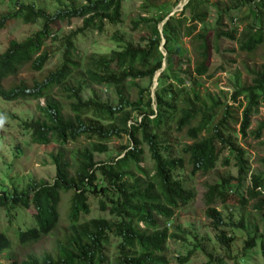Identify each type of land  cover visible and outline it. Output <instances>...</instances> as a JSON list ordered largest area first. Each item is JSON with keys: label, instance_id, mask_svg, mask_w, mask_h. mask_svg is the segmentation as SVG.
Instances as JSON below:
<instances>
[{"label": "trees", "instance_id": "1", "mask_svg": "<svg viewBox=\"0 0 264 264\" xmlns=\"http://www.w3.org/2000/svg\"><path fill=\"white\" fill-rule=\"evenodd\" d=\"M242 1L225 5L222 0H187L161 31L163 16L139 17L132 21V30L146 33L141 36L143 43L114 34L118 48L88 56L79 53L77 36L88 30L103 32L107 25L121 22L124 0H84L76 9L53 13L42 5L16 1L12 17L25 23L40 20L42 26L23 41L10 39L0 52V99L44 98L45 104L37 105V117L23 122L31 142L61 148L73 142L76 146L52 154L53 182L31 178L24 190L0 194V209L6 211L8 229L15 235L11 239L0 231V256L7 255L4 264H169L167 243L178 235L167 226L176 211L194 199L176 176L187 168L193 176L208 175L219 163H234L237 174L219 175L204 194L205 215L219 231L216 241L225 256L207 253L209 263L227 264L230 259L232 264H264V232L250 233L234 253L233 238L223 229L227 224L218 209L220 205L251 206L264 216V172L250 171L246 150L235 137L238 125L242 142L251 135L261 139L264 132V122L250 131L252 116L264 105V63L247 62L264 50V0ZM241 5L250 6L248 17L253 19L241 31L237 26L227 30L226 18L233 21L231 13ZM211 6L217 8L213 28L206 26ZM9 19H0V29ZM72 19H81L83 25L63 35L56 49L46 46L47 41H56L59 24ZM184 37L195 56L193 65L185 68L180 45ZM224 38L236 42L239 54L247 58L240 62L245 77L234 85L231 104L225 99L226 92L222 91L225 98H205L196 90L203 79L213 77L212 56L221 52ZM60 50V66L55 70L34 79L33 84L15 82L25 70L43 71ZM163 63L166 66L161 71ZM219 69L227 71L224 66ZM159 71L152 95L151 87L144 88L139 82H151ZM92 86L112 88L116 103L102 101L96 92L84 98V91ZM55 89L60 98L53 93ZM136 112L140 118L133 116ZM124 136L128 143L115 158L96 160L97 154L108 153L109 142ZM147 157L151 165H142ZM261 162L264 165V159ZM248 177L249 185L242 193L243 180ZM89 198H100L99 209L107 214L89 218ZM25 209H30L27 217L22 215ZM62 214L67 222L64 227L60 226ZM29 224L26 229L22 226ZM236 227L242 229L243 221ZM50 236L53 244L48 252L41 256L28 253L18 262L14 245L28 250ZM112 237L117 239V253L110 263L106 250ZM198 242L186 257H178L181 263L198 249L205 251ZM250 252L260 262L249 260Z\"/></svg>", "mask_w": 264, "mask_h": 264}, {"label": "rangeland", "instance_id": "2", "mask_svg": "<svg viewBox=\"0 0 264 264\" xmlns=\"http://www.w3.org/2000/svg\"><path fill=\"white\" fill-rule=\"evenodd\" d=\"M17 0H0V19L3 17H11L6 26L0 29V52H3L9 44L10 39L17 41H23L26 38L32 36L35 32L40 30L42 21L35 23H25L22 18H14L12 15L17 10ZM25 3H35L45 6L48 11L53 13L55 10L64 8H78L84 4V0H22ZM187 0H124L123 14L121 22L118 24H109L106 26L105 31L99 32L97 30H88L79 34L76 39V46L79 53L82 56H88L91 54H104L109 53L111 50L118 48V43L113 40V35H122L124 39L133 41L136 44L143 43L141 36H145L144 31L134 32L132 30V21L137 20L139 17H149L157 19L163 16L161 24L159 25L160 31L165 21L171 16H178L183 9ZM215 1V0H214ZM242 4V0H222V3L227 4ZM148 5V8H145ZM251 9L249 5H241L240 8L231 13L233 21L226 18L227 30L234 26L238 27V31H241L245 25L253 19L251 16ZM217 18V8L211 6L206 26L213 28L215 26V20ZM83 25L81 19H72L63 21L59 24L56 41H47L46 46L50 49H56L63 35L70 33ZM200 27V25H199ZM162 37V43H164ZM181 48L183 49L184 62L182 67L185 68L188 64L193 65L194 53L190 41L187 37H184L180 41ZM220 53H213L211 73L212 78H205L201 82L200 87H196L197 92L202 97H218L221 95L227 101L233 103L230 99V95L234 85L244 80L245 72L240 65V62L247 59L244 55L239 54L238 45L236 42L224 38L221 41ZM164 52V48H160ZM62 50L54 55V58L47 64L41 72H35L31 70L23 71L16 79L15 82L26 81L29 84H33V80H40L43 74L48 71H53L60 66V58ZM249 64L260 65L264 63V50L254 55L252 59L247 61ZM163 67L161 71L165 67ZM224 66L227 71H222L219 68ZM160 71L157 72L153 80L150 82L147 80H141L139 83L142 87H151L152 95L157 86V78ZM187 86L191 85L186 83ZM96 92L102 101H107L111 104H115V96L112 88L106 86H92L84 91V98L92 96ZM57 98H60V92L57 89L53 92ZM45 104V99L6 102L0 99V194L3 191L12 193L14 189L18 191L24 190L30 179L45 180L53 182L55 177V166L52 161V154H56L59 149L69 150L73 148L75 143L69 142L64 148H61L58 144L39 145L31 142L30 132L24 130L23 122L29 121L37 117V105ZM242 110H239V113ZM139 115L134 113V117ZM140 118V115L138 116ZM264 122V105L258 107L252 116V123L250 131L255 130L259 123ZM240 126H236L235 137L240 142V145L246 150V157L249 161L250 171L254 173L264 172V165L261 162L264 159V132L261 139H254L249 136L245 142H242V136L239 133ZM128 143V138L124 136L120 139H113L108 143L109 151L106 154H97L96 160H108L115 158L118 151ZM147 155V152H146ZM142 165H151L148 160L142 163ZM237 168L234 163L230 166H223L220 163L217 168L208 175L196 174L191 175L188 168L181 170L176 178L183 182L184 187L194 194V199L191 200L187 206L180 208L176 211L173 221L168 224V229L172 233L178 235L175 238H171L167 243V255L169 264H210V258L207 253H214V257L223 256V250L219 249L216 241V236L219 231L215 230L210 221L205 215L206 205L204 201V194L207 190V185L219 180V175H236ZM249 177L243 180L240 191L245 193L249 185ZM68 198V196H66ZM100 198H89L91 213L88 216L95 217L100 215H106L99 209ZM66 200V199H65ZM219 210L222 211L227 226L223 229L226 231L227 236L233 238L231 249L234 253L240 251L244 241L253 233L260 235L264 232V216L258 214L252 209L251 206L239 207V206H219ZM30 214V209H25L22 212L23 217H27ZM8 216L4 209H0V231L6 232L7 235L14 239V233L8 229ZM62 220L60 226H66L64 214H62ZM241 221H243L244 227L237 228ZM29 225H22L24 229ZM201 241V246L205 251L199 249L195 251L190 259L181 263L178 257H186L190 250H193L195 244ZM53 244V237H47L42 239L39 243L33 245L28 250L18 249L17 245H14L13 253L16 251L17 260L19 263L24 260L28 253L41 256L48 252ZM117 239H111V243L107 245L106 255L110 263L114 261L116 256ZM253 261L260 262L255 257L254 252L248 254ZM225 257V256H223ZM213 262V260H211ZM249 262V261H248ZM0 263H7V255L0 256ZM227 264H232L233 260L227 259ZM212 264V263H211ZM243 264H248L244 262Z\"/></svg>", "mask_w": 264, "mask_h": 264}, {"label": "water", "instance_id": "3", "mask_svg": "<svg viewBox=\"0 0 264 264\" xmlns=\"http://www.w3.org/2000/svg\"><path fill=\"white\" fill-rule=\"evenodd\" d=\"M187 2V1H186Z\"/></svg>", "mask_w": 264, "mask_h": 264}]
</instances>
